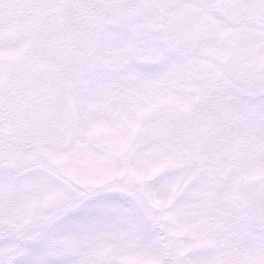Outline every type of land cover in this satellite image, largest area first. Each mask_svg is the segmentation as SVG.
I'll use <instances>...</instances> for the list:
<instances>
[{"label":"snow or ice","instance_id":"6c2138e0","mask_svg":"<svg viewBox=\"0 0 264 264\" xmlns=\"http://www.w3.org/2000/svg\"><path fill=\"white\" fill-rule=\"evenodd\" d=\"M0 264H264V0H0Z\"/></svg>","mask_w":264,"mask_h":264}]
</instances>
